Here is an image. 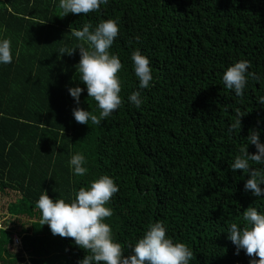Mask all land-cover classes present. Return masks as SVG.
Returning <instances> with one entry per match:
<instances>
[{
	"label": "trees",
	"instance_id": "16d2710c",
	"mask_svg": "<svg viewBox=\"0 0 264 264\" xmlns=\"http://www.w3.org/2000/svg\"><path fill=\"white\" fill-rule=\"evenodd\" d=\"M58 5L0 0V40L9 39L12 52L11 63H0V264H78L85 251L41 225L36 202L44 192L71 202L104 175L118 187L104 222L125 255L159 221L167 238L193 251L189 264H249L228 230L244 227L248 207L264 214V194L245 191L248 175L230 166L250 130L264 143V0H108L98 12L63 17ZM107 19L119 26L109 53L123 65L122 103L101 124H80L74 108L97 116L100 109L76 68L77 47L88 44L70 26L90 23L91 31ZM61 48L76 49L60 56ZM134 50L151 61L147 89L134 73ZM241 60L257 79L248 77L238 97L222 77ZM73 87L83 89L79 105ZM136 91L139 107L129 101ZM237 109L245 114L240 131L229 132ZM77 153L83 176L69 164Z\"/></svg>",
	"mask_w": 264,
	"mask_h": 264
},
{
	"label": "clouds",
	"instance_id": "9594fccd",
	"mask_svg": "<svg viewBox=\"0 0 264 264\" xmlns=\"http://www.w3.org/2000/svg\"><path fill=\"white\" fill-rule=\"evenodd\" d=\"M108 0H59L58 7L62 15L68 13L88 14L98 12L101 5ZM44 23V22H43ZM90 23L83 25L81 30L70 26L71 34L79 41L86 42L79 47L80 60L76 66L80 80L87 89V96L94 99L100 109L99 116L80 107L73 109V116L77 123L99 125L101 121L116 111L122 101L119 95L121 84L118 73L123 67L116 55L109 53L110 47L119 34V26L113 19L101 21L94 30ZM139 40V37L136 38ZM76 49V48H74ZM66 48L60 49V56L72 55L73 51ZM134 73L139 80V87L147 89L153 80L151 61L139 50H134L131 55ZM12 62L11 41L0 40V63ZM250 62L241 60L229 66L223 74L226 88L234 90L235 95L242 97L248 77L257 79L253 72H248ZM71 97L79 105L80 87L68 89ZM129 101L139 107L143 100L139 91L129 96ZM259 103L264 105V97ZM245 115L240 109L236 110V119L229 126L228 131L233 132L241 128V117ZM248 143L240 149L230 169L235 172L241 170L248 175L244 184L245 191L261 197L264 194V170L250 166L264 164V143L260 142L258 130H250L247 137ZM256 148L254 154L247 151V145ZM85 157L77 153L69 161L75 175L83 176L87 169L83 167ZM118 187L113 179L107 175L101 176L90 183V187H81L75 192L71 202L64 199H51L45 192L40 195L36 207L41 212V225L47 224L51 233L62 238H71L75 245L85 251L78 264H189L194 258V253L184 243H174L166 237V229L162 222L151 224L143 237L134 245H129L130 251L125 255V249L118 242H114L112 229L105 219L112 216V210L106 205L109 203ZM244 227L232 223L228 230V239L235 245L236 254L243 249L251 259L249 264H264V214H260L255 207H248L243 211ZM258 258V259H257Z\"/></svg>",
	"mask_w": 264,
	"mask_h": 264
},
{
	"label": "rangeland",
	"instance_id": "374dc122",
	"mask_svg": "<svg viewBox=\"0 0 264 264\" xmlns=\"http://www.w3.org/2000/svg\"><path fill=\"white\" fill-rule=\"evenodd\" d=\"M12 235V243L15 244L17 242V236L14 235L13 233L11 234Z\"/></svg>",
	"mask_w": 264,
	"mask_h": 264
}]
</instances>
